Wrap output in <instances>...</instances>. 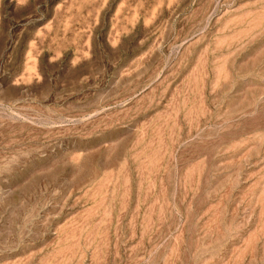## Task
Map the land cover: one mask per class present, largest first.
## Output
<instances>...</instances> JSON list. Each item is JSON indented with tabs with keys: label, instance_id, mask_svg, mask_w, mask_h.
Listing matches in <instances>:
<instances>
[{
	"label": "rangeland",
	"instance_id": "rangeland-1",
	"mask_svg": "<svg viewBox=\"0 0 264 264\" xmlns=\"http://www.w3.org/2000/svg\"><path fill=\"white\" fill-rule=\"evenodd\" d=\"M0 264H264V0H0Z\"/></svg>",
	"mask_w": 264,
	"mask_h": 264
}]
</instances>
